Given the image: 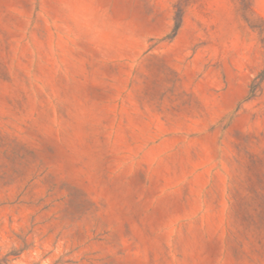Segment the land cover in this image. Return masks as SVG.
I'll use <instances>...</instances> for the list:
<instances>
[{"label": "rangeland", "instance_id": "1", "mask_svg": "<svg viewBox=\"0 0 264 264\" xmlns=\"http://www.w3.org/2000/svg\"><path fill=\"white\" fill-rule=\"evenodd\" d=\"M0 264H264V0H0Z\"/></svg>", "mask_w": 264, "mask_h": 264}]
</instances>
